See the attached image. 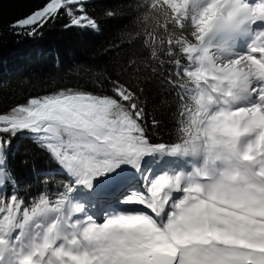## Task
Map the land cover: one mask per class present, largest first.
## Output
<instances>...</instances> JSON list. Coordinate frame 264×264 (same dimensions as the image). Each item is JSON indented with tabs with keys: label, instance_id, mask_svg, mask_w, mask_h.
Masks as SVG:
<instances>
[{
	"label": "snow or ice",
	"instance_id": "1",
	"mask_svg": "<svg viewBox=\"0 0 264 264\" xmlns=\"http://www.w3.org/2000/svg\"><path fill=\"white\" fill-rule=\"evenodd\" d=\"M126 2L141 50L105 90L0 108V264H264V0ZM89 7L41 0L11 27L100 31ZM157 78L173 97L167 140L145 124L140 81ZM23 137L57 165L54 190L45 177L33 195L9 166ZM129 172L140 188L100 190Z\"/></svg>",
	"mask_w": 264,
	"mask_h": 264
},
{
	"label": "trees",
	"instance_id": "2",
	"mask_svg": "<svg viewBox=\"0 0 264 264\" xmlns=\"http://www.w3.org/2000/svg\"><path fill=\"white\" fill-rule=\"evenodd\" d=\"M40 2L0 0V108L69 88L99 94L105 90L101 87L104 77L109 73L116 75L121 64L141 50L139 42L132 46L141 29L135 7L126 0H89L88 11L99 20L100 31L65 28L66 18L49 23L36 35H28L22 29L13 31L11 26L34 11ZM106 9L114 10L116 15L105 16ZM140 87L149 135L155 140H167L173 119L165 98L172 102L173 97L168 96L159 78L141 79ZM153 118L161 122L158 128L152 127ZM11 150L9 166L22 181L31 184L33 195L48 190L45 177L51 179V189L58 186L59 179L53 178L59 177L57 165L31 139L14 140ZM28 199L31 201L32 196Z\"/></svg>",
	"mask_w": 264,
	"mask_h": 264
},
{
	"label": "rangeland",
	"instance_id": "3",
	"mask_svg": "<svg viewBox=\"0 0 264 264\" xmlns=\"http://www.w3.org/2000/svg\"><path fill=\"white\" fill-rule=\"evenodd\" d=\"M128 178V179H127ZM130 180V182H135L136 180V183L138 185V188H140L142 186V182L138 183L137 181L139 180V177L136 176V175H132L131 173H127L124 177H122L121 180L117 181V182H108L104 185H101L99 186L100 187V190L101 191H105V192H109L111 190H115V188L119 185V183L121 181H124V180ZM114 200V199H113ZM114 202V201H113ZM115 202L117 203V200L115 199ZM112 203V202H111ZM114 206V205H113ZM123 206V205H121ZM124 207V206H123ZM120 209V208H119ZM100 212V213H99ZM98 213L100 214V216L102 217L103 216V212L102 211H97L95 214L98 216Z\"/></svg>",
	"mask_w": 264,
	"mask_h": 264
},
{
	"label": "bare ground",
	"instance_id": "4",
	"mask_svg": "<svg viewBox=\"0 0 264 264\" xmlns=\"http://www.w3.org/2000/svg\"><path fill=\"white\" fill-rule=\"evenodd\" d=\"M129 173H131V172H129ZM132 174V173H131ZM132 175H134V174H132ZM128 179V178H127ZM124 180V181H121L120 183H119V185L115 188V190L113 191V190H111V191H109V192H112V193H114L115 195H118L119 194V191H121V190H123V189H127V188H133V187H135V188H138V185H137V183H136V180H135V182H130V180ZM114 199V200H113ZM113 199L111 200V202H112V204L114 205V207L117 209V210H119V208H123V206H121L119 203H118V201H117V203L115 202V196H113ZM114 201V202H113ZM100 213V212H99ZM98 213V216H100V214ZM101 217V216H100ZM102 218V217H101Z\"/></svg>",
	"mask_w": 264,
	"mask_h": 264
}]
</instances>
